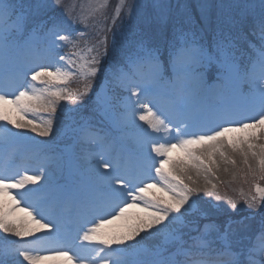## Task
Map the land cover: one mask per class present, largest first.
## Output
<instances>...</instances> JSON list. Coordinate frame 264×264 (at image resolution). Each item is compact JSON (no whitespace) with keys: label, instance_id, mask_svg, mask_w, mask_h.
I'll list each match as a JSON object with an SVG mask.
<instances>
[{"label":"snow or ice","instance_id":"obj_1","mask_svg":"<svg viewBox=\"0 0 264 264\" xmlns=\"http://www.w3.org/2000/svg\"><path fill=\"white\" fill-rule=\"evenodd\" d=\"M107 7L0 0V264H264V0Z\"/></svg>","mask_w":264,"mask_h":264},{"label":"rangeland","instance_id":"obj_2","mask_svg":"<svg viewBox=\"0 0 264 264\" xmlns=\"http://www.w3.org/2000/svg\"><path fill=\"white\" fill-rule=\"evenodd\" d=\"M65 2L66 3H69V4L75 2L77 4V6L83 4L86 7H89V6H95L97 3H101V2H103V0H65ZM144 2H145V0H137L138 5H142ZM116 6H117V0H108V7L103 10V15L107 16L108 18H111V16L113 15V12H114V9H115ZM97 19H100V15L99 14L97 15ZM88 23L91 25L93 23V20L92 19H89L88 20ZM76 27L78 29H82L83 28V26L80 25V24H77ZM127 27H128V25L126 24L125 25V28H127ZM117 38L119 39V33H117ZM110 55H111V50H110ZM116 59H117V61H119V56H117ZM103 77H104V71H103V68H102V71H101L100 75L96 78L97 85L100 83V81L103 79ZM71 86L73 88H75V87H77V84L74 83ZM123 95H126V93H123V92H120L119 90H117V92H116L117 98H119L120 96H123ZM86 110L88 111L87 108H86ZM140 123L142 124L143 122H140ZM9 127H11V126L9 125ZM145 127H146V125H145ZM13 131H18V130L13 129ZM31 135L35 137V134H31ZM35 138L42 139L43 137H35ZM43 139L49 140L51 138H43ZM55 141H58L60 143V145H58V150L59 151L62 150L64 148V143L62 142V138H57ZM78 151H79V149H78ZM1 152L2 151H0V153ZM2 154L4 155L3 156L4 159L3 160H0V166H4L6 162H10L8 164L9 172L12 173V174H14L15 172H13V171L11 172L10 171L11 168L13 167L14 163L11 162V160H8L7 159V153L2 152ZM21 155H22V149H21V147H19V154L17 155L16 158H19ZM172 156H173V158H177V157L180 156V153L177 152V151H174L172 153ZM236 158L238 160V167L239 168H242L243 167L242 162L240 161L239 157H236ZM34 162L35 161L33 160V163ZM26 163L27 162H23L22 161V164L19 165V166H17V170H18V168L23 167V165L26 164ZM226 167L229 168V173H224L222 170L218 173V175L220 176V178L225 181V183L223 185H221V191H222V193H227L228 195L235 197V196H238L239 190L241 188L245 191V193H248L250 191L254 192V188H253V184L254 183H260L261 185H264V181L255 180L251 175H249L247 177V182H245V180H244V178L242 176H238L236 178V180L233 181V178H232V175H231V173L233 171V168H232L231 165H226ZM104 171H109L110 172L111 169L110 168L109 169H105ZM29 174L31 175L32 172L29 171ZM158 180H159L158 177L153 176L149 180V182L150 183H156ZM61 181L63 182V180H61ZM201 182H203V178L202 177H201ZM41 183H43V181H41ZM29 187H39V185H35V186L30 185ZM153 191H155V189H153ZM129 211L132 212V213H135V212H139L140 209H138V208H132ZM122 223H123V221H117L116 224L113 225L112 227H118ZM6 235L7 234L0 233V237L6 236ZM142 235H146V234H142ZM9 238L10 239H17L15 237H9Z\"/></svg>","mask_w":264,"mask_h":264}]
</instances>
